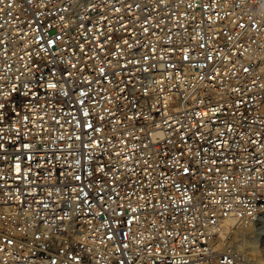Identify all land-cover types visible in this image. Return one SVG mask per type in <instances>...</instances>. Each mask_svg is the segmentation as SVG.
Instances as JSON below:
<instances>
[{"label":"built area","instance_id":"built-area-1","mask_svg":"<svg viewBox=\"0 0 264 264\" xmlns=\"http://www.w3.org/2000/svg\"><path fill=\"white\" fill-rule=\"evenodd\" d=\"M0 8V264H252L216 247L264 213V0Z\"/></svg>","mask_w":264,"mask_h":264},{"label":"snow or ice","instance_id":"snow-or-ice-1","mask_svg":"<svg viewBox=\"0 0 264 264\" xmlns=\"http://www.w3.org/2000/svg\"><path fill=\"white\" fill-rule=\"evenodd\" d=\"M27 2H28V4L31 5V4H33L34 0H27ZM41 2H43V0H41ZM88 2H89V0H85V3H88ZM2 3H4V0H0V4H2ZM9 7H11V4L9 5ZM93 7H95V5H93ZM128 7L131 8L132 5L129 4ZM137 7H139V5H137ZM67 10H68L67 8H63V9H59V8H58V9H57V11H67ZM0 11H3V9L0 8ZM116 11H120V9H116ZM60 19H61V20H64V17H63V16H60ZM51 26H52V25H49V27H51ZM144 31L146 32L147 29L145 28ZM59 38H60V37H57V39H59ZM109 39H111V37H109ZM47 43H48V45H49L50 47L55 46V41L49 40V41H47ZM124 43H125V44H128V41L125 40ZM117 47H119V45H117ZM128 47L131 48L132 45H131V44H128ZM187 58H188L187 56L184 57V59H187ZM128 63H130V64H138V63H140V61H138V60H129ZM72 67H75V65H72ZM104 71H105V70H104L103 68L100 69V73H101V74H103ZM244 71L247 72L248 69L245 68ZM113 75H114V76L119 75V72L116 71V70H114ZM47 87L50 88V89H55V88H57V84H54V83H48V84H47ZM63 95H67V93L65 92V93H63ZM80 95H81V96H86L87 94L84 93V92H81ZM80 103L83 104L84 101L81 100ZM3 108H4V104H3V103H0V110H2ZM88 114H89L88 111L85 109V111H84V115L87 116ZM204 115H207V114L205 113ZM2 119H3V112L0 111V120H2ZM28 119H29L28 116H23V117H22V120H23V121H27ZM53 119H55V118H53ZM101 119H102V118H101ZM57 123H59V121H57ZM77 126H79V122L77 123ZM86 127H87V128H92V125H91V124H86ZM95 130H96V131H99V129H95ZM228 130H229V131H232V127H231V125L228 126ZM17 135H18V133H17ZM221 135H223V133H221ZM256 135H257V136H260V133L257 132ZM3 139H4V137H3L2 135H0V140H3ZM77 139H80V137H77ZM249 140H250V143H251L252 145H257V146H258V149H257V150H259L260 152L264 153V143H261V142H260L259 140H257V139H252L251 137L249 138ZM3 147H4L3 144L0 143V150H2ZM30 147H32V145H30V144H24V145H23V148H24V149H28V148H30ZM68 147H71V145H69ZM85 147H88V145H85ZM205 151H207V150L205 149ZM17 159H19V157H17ZM28 159L30 160V159H31V156H28ZM204 163H207V161H204ZM212 163L215 164L216 161L213 160ZM257 163H264V161H260V160L257 158ZM14 170H15V172H16L17 174L20 173V171H21V166H20L19 163H17V164L15 165V169H14ZM99 170H100L101 172H103V168H102V167H101ZM208 171L211 172L212 169H209ZM183 175L186 176V177L189 178V179H192L193 177H195L196 173H195L194 171H190V169H189L188 167H184V168H183ZM73 178H74L75 180H77V181L81 180V177H80L79 175H76V176H74ZM73 190L75 191V189H73ZM80 192L83 193V188L80 189ZM84 195H87V193H84ZM132 211L135 212L136 209L133 208ZM170 235H171V233H170ZM109 238L111 239V237H109ZM9 243H11V241H9ZM124 247H127V245H125ZM0 250H2V249H0ZM68 259H70V260H77V261L79 260L78 257H68ZM51 264H56V260H55V259H52V260H51ZM60 264H64V261L61 260Z\"/></svg>","mask_w":264,"mask_h":264},{"label":"rangeland","instance_id":"rangeland-1","mask_svg":"<svg viewBox=\"0 0 264 264\" xmlns=\"http://www.w3.org/2000/svg\"><path fill=\"white\" fill-rule=\"evenodd\" d=\"M242 221L243 220H239V222H242ZM236 222L237 221L229 224L228 228L226 230H224V234L220 233V237H223V239L221 240V238H220V244H219L220 247L218 245H217V247L221 248L226 243H231V241H232V243L234 242L233 245H235V248H236L237 247L236 245L239 241H241V242L243 241L244 243H246V241L249 242L250 240L255 239V243H248L247 244V246H246L247 250L245 252V255H247L250 258V261L252 264H264V218L262 219V218L258 217L257 219H251L248 221H246L244 219V224H245V222H246V224L251 223V225L253 226V228H251L250 230H245V229L242 230V228L238 229L239 224L234 225ZM246 231H248V232H246ZM249 231H250V233H249ZM227 233H228V235H227ZM241 235H243L244 238ZM226 238H227V240H226ZM248 238H250V239H248ZM244 245H246V244H244ZM256 258L258 259V261H254V260H257Z\"/></svg>","mask_w":264,"mask_h":264},{"label":"bare ground","instance_id":"bare-ground-1","mask_svg":"<svg viewBox=\"0 0 264 264\" xmlns=\"http://www.w3.org/2000/svg\"><path fill=\"white\" fill-rule=\"evenodd\" d=\"M255 57L257 58V59H259L260 60V64H261V69H262V71H263V73H264V50L262 51V52H259V53H256L255 54ZM260 218H264V213L262 214V215H260L259 216ZM239 220H243L242 222H239ZM248 220H251V219H248ZM248 220H246V221H248ZM235 221H237L234 225H238V229H241L242 228V230H250L251 228H253V226L251 225V223L249 224H246V222H245V224H244V219H239V218H236V217H229L228 219H226L225 221H224V223H223V227H222V230H221V232L220 233H223L224 234V230H226L227 228H228V226H229V224H231V223H234ZM233 225V226H234ZM253 230V229H252ZM259 231V230H258ZM244 232V231H243ZM246 232H248V231H246ZM249 233H250V231H249ZM227 235H228V233H227ZM242 237H243V235H241ZM244 238V237H243ZM253 238V237H252ZM227 239V238H226ZM248 239H250V238H248ZM257 240V239H256ZM231 241V240H230ZM237 242V241H236ZM226 243V242H225ZM248 243H255V239H252V240H250L249 242H247L246 241V243H244L243 241L241 242V241H239L238 243H237V247L235 248V245H233L234 244V242L232 243V241H231V243H226L225 245H223L221 248H219L220 246H219V244H220V239H219V241H218V246L219 247H216L217 249H219V250H228V249H232V250H234V251H237V252H240V253H243V254H245V252H246V246H247V244ZM244 244H246V245H244ZM234 248V249H233ZM252 249V248H251ZM258 249V248H257ZM256 250V249H255ZM253 258V257H252ZM251 258V259H252ZM259 258V257H258ZM254 259V258H253ZM257 259V258H256ZM254 261H258V259L257 260H254ZM260 262V261H259ZM258 262V263H259Z\"/></svg>","mask_w":264,"mask_h":264}]
</instances>
